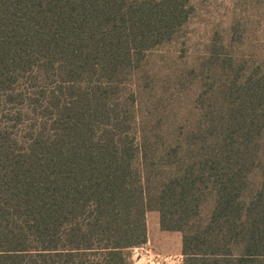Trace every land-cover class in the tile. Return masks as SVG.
Instances as JSON below:
<instances>
[{"label": "trees", "instance_id": "1", "mask_svg": "<svg viewBox=\"0 0 264 264\" xmlns=\"http://www.w3.org/2000/svg\"><path fill=\"white\" fill-rule=\"evenodd\" d=\"M195 15L0 0V264H128L150 211L182 264H264V38L181 52Z\"/></svg>", "mask_w": 264, "mask_h": 264}, {"label": "rangeland", "instance_id": "2", "mask_svg": "<svg viewBox=\"0 0 264 264\" xmlns=\"http://www.w3.org/2000/svg\"><path fill=\"white\" fill-rule=\"evenodd\" d=\"M193 2L196 6V15L189 26L191 40L179 46L180 49L182 48L181 52L198 48V45L206 41L214 30L223 33L228 30L232 21H238L241 18L252 21L251 26L255 36L258 39L264 38V1L247 4L246 9L235 0H193ZM146 224L149 242L144 245L145 248L165 258L166 260L161 261V264H182L181 234L162 231L156 211L147 212ZM135 263L150 264L146 260H134L133 249H131L128 264Z\"/></svg>", "mask_w": 264, "mask_h": 264}, {"label": "built area", "instance_id": "3", "mask_svg": "<svg viewBox=\"0 0 264 264\" xmlns=\"http://www.w3.org/2000/svg\"><path fill=\"white\" fill-rule=\"evenodd\" d=\"M133 253H134V260L135 259H139V261L146 260L150 264H161V261L166 260L165 258L160 257V255L158 254L151 253V251L145 248L144 245L133 248Z\"/></svg>", "mask_w": 264, "mask_h": 264}, {"label": "crops", "instance_id": "4", "mask_svg": "<svg viewBox=\"0 0 264 264\" xmlns=\"http://www.w3.org/2000/svg\"><path fill=\"white\" fill-rule=\"evenodd\" d=\"M148 242H149V240H148Z\"/></svg>", "mask_w": 264, "mask_h": 264}]
</instances>
